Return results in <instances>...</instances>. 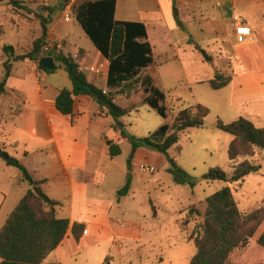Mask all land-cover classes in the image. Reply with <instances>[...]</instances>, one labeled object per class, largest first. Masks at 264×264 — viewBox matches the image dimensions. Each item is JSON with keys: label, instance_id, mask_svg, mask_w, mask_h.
I'll return each mask as SVG.
<instances>
[{"label": "rangeland", "instance_id": "1", "mask_svg": "<svg viewBox=\"0 0 264 264\" xmlns=\"http://www.w3.org/2000/svg\"><path fill=\"white\" fill-rule=\"evenodd\" d=\"M20 1L31 12L16 8L8 2L0 3V26L5 31L0 39V80L5 74L4 61L11 62L14 59V55L3 51V46L13 45L15 55L29 52L34 42L42 35L39 15L50 16L49 34L53 30L57 38L67 36L70 40V43L66 39L49 40L48 34L44 44H49L50 50L57 48L65 54L72 53L75 56L79 48H83L91 52L88 61L94 60L92 50L95 46L75 19L76 8L81 0ZM160 1L163 5L157 7ZM118 2L119 8L116 13L118 20L140 21L144 13L152 12L162 13L165 18L161 25L146 23L149 41L153 46L154 63L141 71L139 81H143V84H138L132 97L120 95L116 100L120 106L133 109L130 115L123 117V120L129 124L124 127L125 132L136 137L151 135L154 140L162 141L160 127L164 124L171 126L173 114L178 110L201 103L210 108V113L206 117L204 128H190L181 133L180 144L183 148L181 154L176 152L175 147L169 150L170 156L176 161L175 166L166 156L155 152L162 155L164 160L147 156L151 164L146 163L141 167L139 163L133 167L135 194L123 197L122 207L115 208L112 216L116 221H121L123 211H126V216L136 224L106 225L108 236L104 238L103 235L102 241L65 260L63 264H189L196 252L195 242L190 238V233L195 224L203 219L207 197L225 186H230L240 209L245 214L252 206L264 200L263 149L258 148L254 156L242 159L259 164L258 172H253L235 182L208 181L203 178L212 167L222 166L228 172L232 170L228 151L233 137L217 127L218 120L232 122L244 116L257 126H264V108L253 103L231 105L229 88L214 89L209 82H204L216 78L221 70H225L223 74L226 77L230 75L228 68L234 59V50L230 41L218 39L223 31L220 25L216 24L215 27L205 18H200L199 21L200 11L196 12V17V13L192 15L184 13L179 16L182 22L179 25L171 8H168V0H119ZM218 2L221 4L220 0H208L210 10L213 7L222 8L217 5ZM48 7L55 9L51 15ZM67 13L70 14L71 19H66ZM171 23L177 25L176 29L169 28ZM172 37L174 42L170 43ZM188 39L192 41L188 42ZM58 44L61 45L60 48L57 47ZM197 46L203 48L212 60H207ZM50 50L46 51L43 48L44 55ZM177 56L179 59H176ZM166 58H169L167 62L161 64ZM88 61L85 62L90 64ZM45 73L47 75V72ZM151 86L160 88L166 94V101L163 102L167 107L166 117L161 116L147 102L146 98L151 93ZM4 107L5 102H1L0 109ZM128 141L117 160L118 166L127 168L132 150V144ZM10 152H14L13 149H10ZM113 171L111 180L119 174L118 167ZM127 179L123 177L122 187ZM107 189L110 187L107 186ZM7 205L6 203L0 211V229L9 216ZM191 209H193L192 213H190ZM187 212L190 213L191 222L188 229L183 231L178 215L184 217ZM263 230L264 220L250 239V243L235 249L227 264H264V247L258 243Z\"/></svg>", "mask_w": 264, "mask_h": 264}, {"label": "crops", "instance_id": "2", "mask_svg": "<svg viewBox=\"0 0 264 264\" xmlns=\"http://www.w3.org/2000/svg\"><path fill=\"white\" fill-rule=\"evenodd\" d=\"M220 1L221 4L217 3L222 7L220 9L213 7L210 10L208 0H168V8H171L174 14L175 5L180 17L184 13L192 15L200 11L199 21L200 18H205L215 27L216 24L221 26L223 31L218 39L230 41L234 50V59L228 68L231 81L225 86L230 89V104L253 103L264 108V0ZM161 5L163 3L160 1L157 7ZM118 8L119 2L116 13ZM236 17L242 18L252 30L251 35L245 37L243 41H238L235 34ZM164 20L162 13L152 12L144 13L140 21L161 25ZM176 27L174 23L169 24L170 29ZM164 33L166 34V31ZM48 39L57 41L66 39L70 43L67 36L57 38L53 30ZM190 41L192 40L188 42ZM172 42L173 37L170 40V43ZM58 47L61 45L58 44ZM90 53L79 48L74 57L79 61L81 70L87 74L90 82L104 90H110L108 60L95 47L92 50L94 60L90 62L88 61ZM168 59H163L161 64L166 63ZM86 60L90 64L85 62ZM55 66H58L56 59ZM86 66L94 70H86ZM62 71L66 72L59 66L53 72L42 71L39 69L38 61L30 59L12 60L5 88L8 91H15L19 96L8 97L0 94V103L5 102V107L0 109V141L3 150L16 157L35 180L42 181L46 193L60 202L57 206L59 217L69 218L71 223L86 224L87 233H84L79 242L69 232L42 264L54 262L63 264L65 260L81 253L82 250L96 245L103 240V235L104 238L108 236L106 225L136 224L126 216V211H123L121 221H116L112 216L113 211L122 207L123 197L135 194L133 167L139 163L141 167L146 163L151 164L147 156L164 160L162 155L155 153L156 151L140 147L134 154L131 169L118 166V157L123 153L128 139L120 130L114 129V118L108 113V107L102 106L88 95L75 97L73 114H63L56 107V97L60 90L64 87L72 88L68 73L66 72V75L61 73ZM224 72L225 70H221V73ZM120 121L125 127L129 125L123 118ZM107 139L120 144L122 153L119 156L110 157ZM10 149L14 152H10ZM7 161L0 156V211L7 203L9 213L7 215H10L32 186L21 181L20 170ZM115 167H118L119 174L111 180ZM129 175L132 179L130 190L126 195L119 196L117 192L122 188L123 177L127 179ZM107 186L110 189H107ZM108 190L110 192H107Z\"/></svg>", "mask_w": 264, "mask_h": 264}, {"label": "trees", "instance_id": "3", "mask_svg": "<svg viewBox=\"0 0 264 264\" xmlns=\"http://www.w3.org/2000/svg\"><path fill=\"white\" fill-rule=\"evenodd\" d=\"M67 2L70 0H66ZM76 8L75 19L83 28L86 36L109 62L108 86L114 87L104 90L88 80L87 74L81 70L80 63L72 54H65L62 50L52 48L47 54L55 57L58 66L63 68L72 81V88L64 87L56 97V107L63 114H73L75 97L88 95L102 106L108 107V113L114 118L113 127L120 130L125 138L132 144L128 158V169H131L135 152L140 147H147L159 152L168 158L175 166L176 161L169 154L175 147L178 154L182 152L180 144L181 133L190 128H204L206 117L210 108L198 103L194 107L178 110L173 114L171 126L164 124L160 127L162 141H156L151 135L136 137L128 135L125 124L120 121L132 112L131 107H122L116 100L120 95L132 97L134 90L141 83V71L154 63L153 46L149 41L147 24L143 21L118 20L116 9L118 0H81ZM8 2L16 8L30 11L20 0H0ZM51 15L55 9L48 7ZM31 12V11H30ZM174 15L179 25L182 24L179 12L174 6ZM42 35L37 39L32 49L24 55H15L11 44L3 46L6 54L14 55L13 60H34L44 55L43 46L49 34L48 25L50 16L39 15ZM5 34L0 26V39ZM207 60H212L208 53L197 46ZM58 66H55V71ZM5 74L0 81V94L15 97V91L5 88L6 80L10 75L11 62L4 61ZM231 77L223 73L216 78L208 80L211 87L220 89L227 86ZM151 93L146 98L148 104L161 116H167L166 94L160 88L151 86ZM19 95L17 94L16 97ZM20 112V111H19ZM220 130L232 135L229 145V163L231 172L222 166L209 169L203 175L208 181H239L253 172H258L260 165L255 161L242 160L254 156L256 150H264V126H257L252 120L241 116L237 120L226 123L221 119L217 122ZM171 131V132H170ZM111 158L122 153L119 143L106 140ZM0 141V153L3 150ZM8 164L20 170L21 181L32 187L21 198L13 212L7 218L3 228L0 229V264H42L49 254L54 251L70 232L79 242L86 230L83 222L71 223L69 218L59 217L57 206L59 201L52 199L42 187V181L33 178L29 170L16 158L7 161ZM131 176L126 184L118 190L119 196L126 195L131 187ZM154 208V206H153ZM193 209L190 210V213ZM190 213L179 217L180 227L183 231L188 229L191 222ZM264 220V200L252 206L248 213H244L235 198L230 186L219 189L206 198V210L203 219L198 221L190 233L194 239L196 252L189 264H227L230 255L235 249L246 246L254 236ZM258 243L264 247V230L258 238ZM50 264H61L54 262Z\"/></svg>", "mask_w": 264, "mask_h": 264}, {"label": "built area", "instance_id": "4", "mask_svg": "<svg viewBox=\"0 0 264 264\" xmlns=\"http://www.w3.org/2000/svg\"><path fill=\"white\" fill-rule=\"evenodd\" d=\"M66 19H71V16L69 13L66 14ZM236 26H235V34L238 41H243L245 37L250 36L252 33L251 27L248 26L244 20L240 17L235 18ZM58 47V46H57ZM44 50L48 51L50 50L51 46L48 44H44ZM59 48V47H58ZM86 70H94L93 68L85 67ZM84 233H87V230H85Z\"/></svg>", "mask_w": 264, "mask_h": 264}, {"label": "water", "instance_id": "5", "mask_svg": "<svg viewBox=\"0 0 264 264\" xmlns=\"http://www.w3.org/2000/svg\"><path fill=\"white\" fill-rule=\"evenodd\" d=\"M34 61H38L39 69L42 71L53 70L55 68V59L52 55H44L40 58H34ZM101 103L100 101H98ZM0 156L6 160H11L13 157L8 154L5 150H2Z\"/></svg>", "mask_w": 264, "mask_h": 264}]
</instances>
